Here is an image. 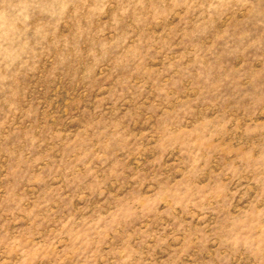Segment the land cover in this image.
I'll list each match as a JSON object with an SVG mask.
<instances>
[{
	"label": "rangeland",
	"instance_id": "1",
	"mask_svg": "<svg viewBox=\"0 0 264 264\" xmlns=\"http://www.w3.org/2000/svg\"><path fill=\"white\" fill-rule=\"evenodd\" d=\"M0 264H264V0H0Z\"/></svg>",
	"mask_w": 264,
	"mask_h": 264
}]
</instances>
